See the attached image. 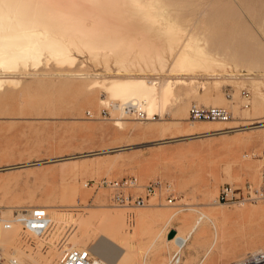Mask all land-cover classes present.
Segmentation results:
<instances>
[{
    "label": "rangeland",
    "instance_id": "obj_1",
    "mask_svg": "<svg viewBox=\"0 0 264 264\" xmlns=\"http://www.w3.org/2000/svg\"><path fill=\"white\" fill-rule=\"evenodd\" d=\"M16 1L27 8L45 10L43 12L47 11V14L51 12L52 7L59 6V0H56L57 3L55 0H48L47 6V0L46 2L27 0L26 3V0L24 3ZM52 1L55 3L53 4ZM72 1L75 3L73 4ZM84 1L88 4L87 0ZM90 1L89 5L91 3L92 7L100 3V0ZM174 1L170 5L173 6L172 8L166 4L167 10L169 9L171 13L173 11L174 16L181 11L182 14L187 15L176 24L181 30L178 46L175 41L171 42L160 37L162 40L158 42L164 47L165 57L171 63L182 41L183 43L191 41L193 47L196 44L204 47L205 41L208 39L210 43L211 39L217 50L222 47L225 49L223 51L228 53H219V62L222 64L225 62V66L216 67L215 75L213 71L209 72L203 67H195L194 76L186 75L183 78L179 71L170 73L166 65L162 67L164 68L162 72L155 71L153 64L161 68L157 62H151L150 65L147 61L146 66L145 60L141 61L134 56L132 58L133 53L131 59L124 57L125 62L121 58L120 61L123 62L121 64L119 58L115 56L116 52L109 51V53L105 48L99 47L100 45H94V38L89 35L88 40L85 36L83 42L81 40V46L77 47L81 48L79 52L73 50L78 57L76 62L79 63L75 69L82 71V76L58 75L56 69L60 68H56L51 62L47 66L41 64L40 68L27 65L29 72L24 73V82L16 86L10 84L0 92V210L4 212L9 210L8 213H11V208L19 205H46L54 221L45 237H33L34 243L41 244L45 239L51 242L57 239L62 241L59 245L53 244L44 250L39 249L38 246L30 247L32 251L42 253L43 259H48L54 251L69 245V239L74 234L87 231L89 246L101 238V233H105L112 241L127 250L126 254L122 255L120 264H141L143 254H148L150 249L158 250L166 241L165 232L171 228L176 232L189 230L194 224L199 215L198 211L181 210L183 209L181 206L193 207L213 214L217 238L209 256L214 254L222 258L219 264H226L227 261L249 250L264 247V199L242 204H226L216 200L221 184L225 182L240 186L248 182L257 185L261 169L264 167V0ZM80 2L82 0H67L65 4L60 3L63 4L60 6L66 9L64 6L67 5L68 8V3H72L71 8H77V12L76 8L73 11L74 14L76 12L74 15L76 18ZM101 3L106 5L107 2L101 0ZM157 3L159 4V1ZM84 4H80V10H84L81 8ZM112 4L113 2L111 6ZM113 5L116 6L115 2ZM161 5L163 4L157 6ZM226 5H229L227 10L236 17H224L215 27H210L207 21L210 16L206 20L204 18L210 14L208 13L210 6L221 8ZM49 6L51 9L48 8ZM91 6L87 5L85 9H91L89 8ZM58 8H54L52 12L61 9ZM204 8H207L206 12ZM166 11L164 14L171 15ZM121 12L123 13V10ZM126 12L128 11L124 12L126 15L130 14ZM159 12L158 10L157 13ZM198 13L203 16L200 17ZM250 13L253 16H249ZM79 14L85 16L88 13ZM258 16H261L260 19L256 18ZM159 18L158 16L155 19ZM254 18L256 22L259 19V22L256 23ZM116 19L110 22L115 23ZM155 19H152V23L155 21L163 25L160 19L157 22ZM164 19L161 18V21ZM145 20L150 22L145 18L142 22ZM194 20L199 23V26H195L197 30L200 28L199 33L192 35L189 31L186 37L188 29L196 23ZM61 21L63 28H69L70 25L74 27L72 29L75 31L71 28L67 29L72 31V34L76 32L75 35L73 34L76 37L77 30L80 33L87 24L85 19H79L77 22L64 20L61 23ZM140 21L137 24H140ZM74 23H78L79 25H75L79 27L74 26ZM53 24L56 28L60 27L57 29L63 30L58 21ZM142 24L140 27L143 29L147 23ZM180 24L182 27L188 24V28L186 29L185 25L183 29ZM111 25L114 26L113 23ZM249 25L251 28L248 27ZM195 27L191 28L192 32L196 31ZM133 29L136 31L139 27L129 30ZM69 34L68 32V37ZM99 36L100 34L93 35L97 38ZM103 44L107 45V42ZM175 45L178 48L173 51ZM94 46L100 49L95 50ZM88 47L93 48V53ZM117 71L120 73L119 76L129 71L133 76H146L151 80H158L160 84L169 77L178 79L179 82L169 86L174 87L170 88L171 91L168 89L165 97L167 106L163 102L154 110L157 113L160 111L155 119H139L124 114V118L120 120L116 119L119 114L118 109H115L118 103L110 105L112 98L99 86L89 88L90 81L115 76ZM255 81L258 85H255ZM243 90H247V95L243 94ZM192 102L227 106L232 116L226 120L227 122L195 120L196 125L190 126L192 122L188 119V107ZM104 108L109 111L111 117L104 116ZM160 109H163V113ZM88 110L92 116L88 115ZM115 111L117 115L114 114ZM117 121L121 123L118 124ZM145 128L148 129L143 131ZM176 137L183 138L174 139ZM154 140L156 143L149 145L122 147ZM127 174H134L142 181L159 178L169 182L174 191L175 203L185 204L171 205L165 201L164 192L160 196L155 194L150 197L147 205L135 208V221L129 228L125 219L127 208L109 205L105 189L96 190L85 184L86 179L90 177L102 175L118 177ZM176 211L177 213L166 225L167 219ZM88 213L93 225L88 224L89 220L84 219ZM111 213L118 218L120 225L112 226L110 218L108 219ZM180 215L184 217L181 223L189 220L191 222L186 223L184 227L178 225L180 221L177 219ZM187 215L189 219L186 218ZM207 220L203 219V222L209 225V246H211L215 236V226L213 222ZM17 238H19L16 239L17 243L24 247L20 232ZM211 260L209 257V262Z\"/></svg>",
    "mask_w": 264,
    "mask_h": 264
},
{
    "label": "bare ground",
    "instance_id": "obj_2",
    "mask_svg": "<svg viewBox=\"0 0 264 264\" xmlns=\"http://www.w3.org/2000/svg\"><path fill=\"white\" fill-rule=\"evenodd\" d=\"M18 1L24 3V0H22V1L18 0ZM43 1L46 2V0H43ZM49 1H51V0H49ZM59 1H58V3H59L58 7L59 8L55 6V7H52L53 8L52 10H54V8H58V9L61 8V9L59 11L55 9L58 12H56V11L52 12V10H50L52 13L50 12L49 14H47L48 12L46 11L47 13L46 12L44 13L43 11H45V10H42V8H41L42 11H40L39 8H37V9L36 8L33 9L34 7L33 8L32 7L27 8L24 5L19 4V2H17L16 0H0V92L3 91L4 89H6L7 86L10 84H11V86L13 84L16 86L18 83L22 84L24 82V78H23L24 73L26 74L29 72V69H27V65H31V67H34V68H40L41 64L44 63L43 65L47 66V64H49L51 62L52 65L54 64L53 66H55L56 68L57 67L60 68V69H56L58 71V73L54 71L58 75H63V74L65 75L66 74V75L71 76V77L82 76V74H83L82 71L79 72L80 70L78 71L77 69H75L76 68L75 66L79 63H78V61L76 62V60H77L76 58H78V57H76L77 55H75L73 50H77V52H79L81 50V48L78 49L77 47L81 46V40L83 39L84 36L88 37L89 35H91V37L94 38L93 39V41H95L94 45L98 44V45H100L99 47L105 48L108 52L109 51H111V52L113 51L114 53L116 52L115 56L117 57V59L119 58V61L121 60V58H123V61H124V59L126 57L131 59V54L133 53L132 58L134 56V57H138L139 60L141 59V61L145 60L144 63L146 64V66L148 64L151 65V62H153V63L157 62L161 68L155 67V65L153 64V66H154L153 69L155 71L160 70L162 72L164 69L162 67L164 65H166L167 66L166 69L170 73H175V72L179 71L182 78H183V76H186V75L189 76V75L195 74L194 73V71H196L195 67H203L204 69H206L209 72L213 71L212 73L215 75L214 72H216V70H217L216 67L218 68V66L221 67L222 65L225 64V62H224V64L219 62L218 55H219V53H221V54H223V53L228 54V53L223 51L225 49H223L222 47H221V49L217 50L216 46L212 43L211 39H210V43H209L208 39L205 41L206 45L204 47H202L201 45H197V44L195 45V47H193L191 41H187L184 43L182 41L180 43L179 48L176 47V45L177 46L179 45V43L177 41H178V36L181 33V30L176 25L177 21H181L183 19V17H185L187 14H182V11H181V12H178L180 15L177 16V14H178L177 13V14H175L176 16H174L172 14V13H174L173 11L171 13L169 11V9L167 10L166 4L169 5V8L170 7L172 8L173 6H170V5H172V2H175L174 0L172 2L170 0H124V2H122V0H120L121 1V2L119 1V3H121L120 5L117 2L118 0H115V1L103 0V1L107 2L106 5L105 4L103 5L102 3H104V2L101 3V0H100L99 2L102 5H100V3L97 5L92 4V5H94L93 7L91 6V3L89 5V0H87L88 4H86V2L84 0H82V2L79 3L78 7L80 8V4L82 5V3H85L86 6L87 5L91 6V7H89L91 9H88V10H87V8L85 9L86 6L84 4L83 7H81L82 9L84 8V10H80L78 8L77 17L75 16L76 18H74V15L77 12V8L74 7V9L76 8L75 9L76 12L74 14L73 11H75V10L73 9V7L71 8V6H70V4H72L74 1H72V3H68L69 9L66 7L67 5L64 6L66 9H64L60 6V5H63L60 3L65 4L67 2V0H64V2H62L63 0H61V2H59ZM157 1H159V4L161 3L163 5H161L160 7L157 6V5H159L157 3ZM26 2H27V0L25 1V3ZM41 2H42V0H41ZM52 2H53V4L55 3L54 1H52ZM78 2L76 1V3H78ZM90 2H92V0ZM112 2H113V4L115 2V5H116L115 7L113 4L111 6ZM56 3H57V1H56ZM94 3H96V2H94ZM155 3H157V5H155ZM177 3L178 2H176V4ZM47 4H48V0L46 2V6H47ZM75 5H72V6H75ZM153 5H154V7L156 6V8L159 7V8H157L160 11L159 13H157L158 10L156 8H154ZM209 5H210V3H209ZM41 6H43V4H41ZM50 7L51 6H49L48 8H50ZM208 7L209 6H207V8ZM207 8H204L205 12H206ZM173 9L176 10V8H173ZM227 9H229V5H226L225 7H221V8H215V7L210 6V11H208V13H210V14L207 15L206 17L204 16L205 20L207 19L208 16H210L209 19H207V21H209L208 23H209L210 27H215L221 21V19H223L224 17H229V18L236 17V16H234V14L232 12L230 13ZM121 10H123V13L125 11H128V13H130V14L129 15H126L125 13L123 14L121 12ZM166 10L168 12H170L171 15H168L169 13L167 15H166V13L164 14V12ZM177 10H178V8H177ZM208 10H209V8H208ZM203 11L204 10H202V13H203ZM243 11H245V10H243ZM81 12H86L88 14H86L85 16L80 15L79 13H81ZM247 13H245V14H247ZM156 14L160 17L159 18L160 22H162L163 25H161V23H159V22H158V24H159L158 25L157 23H155V21H153V23H152V19L154 20L156 17H158V16L155 17ZM198 14L200 17H202L204 15V13L202 16L200 15L201 13H198ZM205 14H207V13H205ZM250 14H249V16H253L252 14L251 15ZM113 17L115 19L117 18L115 23L110 22V21H115ZM180 17H182V18H180ZM189 17H191V16H189ZM193 17L194 16H192V18ZM260 17L261 16H258L256 18L260 19ZM141 18H142V20H143V18L150 20V22L148 23L146 20L144 22H142ZM161 18L162 19L165 18V19L163 21H161ZM198 18H196L197 21H198ZM76 19L77 20H79V19L80 20H83V19L87 20L86 27L83 30H80V33H79V30H77V34H78L77 37L73 36L74 32L72 34V31L70 32V30H68L69 28L72 29L74 27H70L71 25L68 24V26L70 25L69 28L68 27L63 28V26H62L63 24H60L61 20L62 21L73 20L72 22H77ZM159 19H155L156 22H157V20L159 21ZM259 19L257 20L258 22H259ZM57 21L59 22L60 26H62L63 30L57 29L60 27L57 26V28H56L55 24H53ZM62 21H61V23H62ZM138 21H140V24H142V23H147V24H145L144 28L142 29L140 26H142L143 24L142 25H140L139 23L137 24ZM183 21H185V23H186V19H184ZM194 22H196V20H194ZM199 22L201 23V21H199ZM255 22H256V19H255ZM258 22H256V23H258ZM111 23H113L114 26H112ZM196 23H198V22H196ZM196 23H194L193 24L194 26H191L190 29H188V33H186V37H188L187 34H189L190 32L192 33V35H193V33L196 35L199 33L198 31L200 28L197 30V27H195V26H199V23L198 24H196ZM208 23H206V24H208ZM256 23H255V25H256ZM65 24H66V22H65ZM75 24H78V23H74V26H77ZM188 24H185L186 26L184 25L186 29L188 28V26H187ZM56 25H58V24L56 23ZM136 25H138L139 29H137L136 31H134V29L129 30V29H132L134 27L138 28ZM65 26H67V25H65ZM127 26H129V27L127 28ZM77 27H79V26H77ZM183 27L181 25V28H183ZM194 27L196 28L195 29L196 33L191 31L192 29H194ZM248 27L251 28V25H249ZM185 28H183V29H185ZM73 31H75V30H73ZM206 31H208V30H206ZM250 31L252 32V30H250ZM68 32L70 33L69 37H68ZM75 34H76V32H75ZM99 34H100L99 38L103 37L102 39H99L97 37H93V35L98 36ZM101 34H103V36ZM201 34H202V32H201ZM246 34H248V33H246ZM251 35H252V33H251ZM204 36H206V34ZM254 36H256V35H254ZM74 37H76V38L74 39ZM89 37L86 38V40H88ZM157 37H159V39ZM160 37L161 38L164 37L162 39H167L168 41H171V42L175 41L174 43L176 45L173 46V49H172L173 51L175 50V48H178V49H176V51H177L176 56L174 57V60L171 63H169V59L166 58L164 55V47L161 46L162 45V44H160L161 42H158L159 40H162V39H160ZM190 37H193V36L190 35ZM71 38H73V39H71ZM156 39H158L157 42L160 45L156 42ZM186 39L187 38H185V40ZM83 40H82V42H83ZM191 40H192V38H191ZM91 41H92V39H91ZM78 42H80V43H78ZM103 42H107V45H104ZM125 43H127V45H129V46H127ZM91 47H88V49H90ZM99 47H97V48H99ZM94 48H95V46H94ZM97 48H95V50ZM91 49H92L91 52L93 53V48H91ZM105 53L106 52H104V54ZM169 53H170V51H169ZM117 55H119V56H117ZM147 61H148V64L146 63ZM120 63L122 64L123 62L120 61ZM153 66H151V67H153ZM28 67H30V66H28ZM48 67H50V66H48ZM26 69L28 71H26ZM124 69H126V68H124ZM45 70H47V69L45 68ZM126 70H129V69H126ZM141 70L144 71V69H141ZM143 73H145V72H143ZM116 74L117 75L112 76V77H108V78L102 77V79L97 78V80L95 79V80H93V82L90 81L89 88H92V87L94 88V86H99L100 88L104 89L107 92L108 96L110 98H112V101H110L111 102L110 105L115 104V103L122 104L123 102H126V101L135 100V101H139L140 105L145 110H147L149 113L154 112L155 109H158L157 107L163 102L166 105L165 97H167L166 95L168 93V89L171 88L169 86L172 84L174 85L175 82H179L178 79L174 80V78L170 79V77H169L164 82H162V84H160V82L158 80H154V79L151 80L146 76H142V75L141 76H133L132 75L133 73H129V71L128 72L125 71L124 73H122L121 76H119L120 73L118 71L116 72ZM216 75H217V73H216ZM25 81H26V79H25ZM42 81H44V80H42ZM179 85H181V83H179ZM255 85H258V82L255 81ZM87 86H88V84L85 85V88ZM173 87L171 89H173ZM171 89H170V91H171ZM183 102H180V103H183ZM178 103H179V100H178ZM165 105H161V106H165ZM181 105L182 104H180V106ZM178 108H179V106H178ZM163 109H160L161 112ZM184 109H185V107H184ZM116 113L117 112L115 111L114 114H116ZM114 114H113V116H114ZM123 115L124 114L119 111V114H118V116H116L117 117L116 119L124 118ZM189 121L192 122V123H190V126L196 125V123L194 121H192V120H189ZM117 123L119 124V123H121V121H117ZM147 129L148 128H145L143 131H146ZM220 132L226 133L228 131H220ZM185 209L197 210L199 215H198L196 221L194 222V224L191 226L190 230H188L186 232L183 229L182 231H180L178 233L175 230V234L170 238L168 237V239H170L169 241H173V243H176L179 247H181V245L186 242V240H187L188 236L191 234V232L194 229H196L203 222V219L204 220L208 219L207 221L210 220L211 222H213V225L215 226L214 240L211 242L212 245L209 246V248L207 249V251L210 252L215 241H216V238H217V229H216V225H215L214 220H213V217H214L213 214L210 212H207V211H201L199 209H195L193 207H186ZM185 209H181V210H185ZM8 212H9V210H8ZM8 212H4V211L0 210V215L2 217H5V218H10L11 213H8ZM176 213H177V211L172 213V215L167 219L166 225ZM89 215H90L89 213L86 215V217L84 218L85 221H88L90 219ZM108 219L111 220L112 223L111 222L110 223L112 224V226L113 225L114 226L120 225V221L112 213H111V216L108 217ZM125 219H127L126 214H125ZM90 223L93 225L92 221L89 220L88 224H90ZM87 230H88V228H87ZM19 232H20V228L17 225H13L9 229L2 230L0 233V245H1L2 249L5 250V252L8 255L15 256L20 261L21 264H53L61 256L63 249H66V248L72 247V246H77V247L87 246L96 255V257L99 261H104V262H107L109 264H120V260L123 257L122 255H124L125 251H127L125 247L118 245L116 242H114V240L112 241V239H110V236L108 237V235H106L105 233H101V238L94 241L92 246H89L87 243V235H86L87 231H86V233H84V231H83L81 234H74L72 236V238L69 239V243H68L69 245H65L64 248L61 250L54 251V254L49 255L50 257L48 256V259H46V258L43 259L44 257L43 258L41 257L42 253L37 252V251H32L30 246L26 248V247H22L20 244L17 243L16 239H19V238H17V236L19 235ZM176 233H177V235H176ZM126 246H128V245H126ZM204 255H206V254H204Z\"/></svg>",
    "mask_w": 264,
    "mask_h": 264
},
{
    "label": "built area",
    "instance_id": "obj_3",
    "mask_svg": "<svg viewBox=\"0 0 264 264\" xmlns=\"http://www.w3.org/2000/svg\"><path fill=\"white\" fill-rule=\"evenodd\" d=\"M243 94L247 95V90H243ZM123 114H128L139 119H155L157 112H148L139 101H126L122 104L118 103L115 108ZM88 115L92 113L88 110ZM104 116L111 117L109 111L104 108ZM232 113L227 106L202 104L192 102L188 107V119L195 120H221L230 119ZM86 185L92 186L93 189H105L107 191V201L109 205L127 208L125 214L126 222L129 228L135 221V208L147 205L151 196L157 194L160 196L164 192L165 201L171 205H180L185 203H175L174 191L169 182L159 178L148 179L142 181L134 174H127L118 177H110L106 175L98 177H90L85 181ZM264 199V167L260 172V180L257 185L250 182L243 186L232 185L229 182L221 184L219 192L216 196L218 202L232 203H255ZM187 206H181L185 209ZM179 208V210L181 209ZM11 217L5 218L0 215V233L2 230L9 229L13 225L20 228L21 238L24 241V247L30 246L44 250L50 245H59L62 240L57 239L54 242L45 239L41 244H35L33 237H45L50 230L53 220L49 214L46 205H19L11 208ZM178 250L173 253L171 264L179 263ZM0 264H21L13 255H8L0 245ZM53 264H109L99 261L96 255L89 247L72 246L63 249L61 256ZM226 264H264V247L245 252L243 255L229 261Z\"/></svg>",
    "mask_w": 264,
    "mask_h": 264
},
{
    "label": "crops",
    "instance_id": "obj_4",
    "mask_svg": "<svg viewBox=\"0 0 264 264\" xmlns=\"http://www.w3.org/2000/svg\"><path fill=\"white\" fill-rule=\"evenodd\" d=\"M181 216L182 215H180L177 219L178 221H180L178 225H183L184 227L186 223L191 222L189 220L183 221L184 223H181V220H183L184 218ZM186 218L189 219L190 217L187 215ZM173 227L176 228L177 226ZM184 230L186 232L188 231L187 229ZM167 232H165L166 241L162 243L161 247L158 250L150 249L148 254H143L141 264H171L173 253L177 250L181 258H179L178 264H219L220 260H222V258L217 257L214 254L209 256V251H207L210 241L208 223L203 222L196 229H194L188 236L186 242L181 245V247H179L176 243H173V241H169L167 239ZM209 257L210 260L212 259L210 262ZM224 258L225 257H223V259ZM229 261H227V263Z\"/></svg>",
    "mask_w": 264,
    "mask_h": 264
},
{
    "label": "water",
    "instance_id": "obj_5",
    "mask_svg": "<svg viewBox=\"0 0 264 264\" xmlns=\"http://www.w3.org/2000/svg\"><path fill=\"white\" fill-rule=\"evenodd\" d=\"M179 138H183V137H176L174 139H179ZM173 139V138H172ZM170 140V139H169ZM168 141V140H167ZM156 143V140L154 141H149V142H143V143H137V144H131V145H127V146H122V147H136V146H141V145H149V144H153ZM175 234V229L171 228L169 229V231L167 232V237H172Z\"/></svg>",
    "mask_w": 264,
    "mask_h": 264
}]
</instances>
